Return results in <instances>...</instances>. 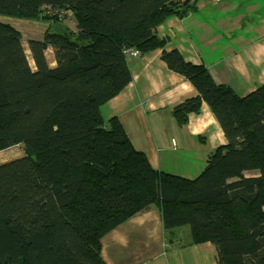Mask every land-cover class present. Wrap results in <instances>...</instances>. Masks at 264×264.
Segmentation results:
<instances>
[{
    "label": "trees",
    "instance_id": "trees-1",
    "mask_svg": "<svg viewBox=\"0 0 264 264\" xmlns=\"http://www.w3.org/2000/svg\"><path fill=\"white\" fill-rule=\"evenodd\" d=\"M197 2L0 0V152L23 144L25 154L0 165V264H105L101 239L152 209L170 236L189 226L194 244L216 245L218 264H264V84L240 97L156 32ZM11 20L48 25L28 43L35 71ZM157 50L197 92L172 110L177 124L206 103L227 139L193 181L153 169L101 114L132 82L129 52Z\"/></svg>",
    "mask_w": 264,
    "mask_h": 264
},
{
    "label": "crops",
    "instance_id": "crops-1",
    "mask_svg": "<svg viewBox=\"0 0 264 264\" xmlns=\"http://www.w3.org/2000/svg\"><path fill=\"white\" fill-rule=\"evenodd\" d=\"M261 3L199 0L196 12L184 19L171 17L156 32L167 40L166 51L178 50L187 62L204 65L215 83L246 97L264 84ZM73 24L74 29L64 20L65 26L76 31ZM44 26L45 34L48 26ZM44 34L30 41H42ZM162 53L157 50L138 57L129 53L132 82L101 107V114L105 121L119 120L134 148L147 156L153 169L193 181L203 173L210 156L227 145V139L206 103L200 114L190 115L187 125L177 124L172 110L195 98L197 92L188 80L168 69ZM45 56L54 68L51 47ZM101 246L105 264H218L216 245L194 244L189 226L175 229L170 236L156 209L110 231Z\"/></svg>",
    "mask_w": 264,
    "mask_h": 264
},
{
    "label": "rangeland",
    "instance_id": "rangeland-1",
    "mask_svg": "<svg viewBox=\"0 0 264 264\" xmlns=\"http://www.w3.org/2000/svg\"><path fill=\"white\" fill-rule=\"evenodd\" d=\"M199 0H195L194 2H197ZM220 3L222 2H226L228 0H218ZM246 1V0H245ZM250 2H253V0H247ZM260 2H262L261 4L264 3V0H259ZM203 4L200 2L199 3V7H201ZM65 21L69 23V25L71 26V28L74 29L75 27V21H74V15L71 12H65ZM0 21H7V19L5 18H0ZM64 23V22H63ZM10 24L15 27L17 30L21 31L22 34L24 35L23 37V46L25 48V52L27 55V58L29 60L30 66L31 68L35 71V67H34V63L31 57V53L29 50V41L32 38H42L43 36V32L46 29L47 25L45 23H40V22H27V21H20V20H11ZM48 26V25H47ZM241 94V93H240ZM25 156L24 154V145L23 144H19L17 146H14L10 149H7L5 151L0 152V165L12 162L14 160H18L20 158H23ZM257 173L255 172H250V173H246L247 176H253Z\"/></svg>",
    "mask_w": 264,
    "mask_h": 264
},
{
    "label": "built area",
    "instance_id": "built-area-1",
    "mask_svg": "<svg viewBox=\"0 0 264 264\" xmlns=\"http://www.w3.org/2000/svg\"><path fill=\"white\" fill-rule=\"evenodd\" d=\"M174 2H179V3H187V2H190V3H193L195 0H172ZM65 12H62L60 13L61 16H65ZM131 55H133L134 57H138L140 54L138 52H135V51H131L129 52Z\"/></svg>",
    "mask_w": 264,
    "mask_h": 264
}]
</instances>
